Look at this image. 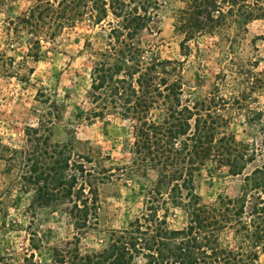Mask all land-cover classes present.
Listing matches in <instances>:
<instances>
[{"label": "trees", "instance_id": "obj_1", "mask_svg": "<svg viewBox=\"0 0 264 264\" xmlns=\"http://www.w3.org/2000/svg\"><path fill=\"white\" fill-rule=\"evenodd\" d=\"M17 1L0 0V6ZM24 1L26 10L8 21L6 45H23V61L36 62L41 42L54 43L81 23L100 28L105 45L95 53L91 69V115L110 113L132 128L129 163L122 168H96L70 144L52 142L57 116L51 109L46 121L26 128L25 148L1 146L9 153L4 160L32 189L29 208H62L73 223L72 239L53 249L52 264H258L264 244V165L248 170L258 150L237 140L230 125L232 114L249 109L244 101L250 93L264 96V79L235 66L225 70L240 79L229 98L214 86L208 96L183 99L184 62L162 59L143 40L154 32L160 0ZM255 21H264V0H188L173 27L187 57L188 43L202 35L224 38L231 49ZM13 59L0 54V71L12 74ZM224 79L225 73L217 74L221 84ZM155 111L159 114L152 117ZM251 111L260 119V110ZM208 164L243 176L236 196L202 202L195 177ZM123 170L153 177L143 208L126 227L112 231L103 248L82 252L81 239L97 225L98 188L113 171ZM170 208L184 213V227L168 226ZM33 258L25 257L24 264H36ZM0 264L9 263L0 257Z\"/></svg>", "mask_w": 264, "mask_h": 264}, {"label": "rangeland", "instance_id": "obj_2", "mask_svg": "<svg viewBox=\"0 0 264 264\" xmlns=\"http://www.w3.org/2000/svg\"><path fill=\"white\" fill-rule=\"evenodd\" d=\"M187 1L160 0L154 32L143 35L145 44L158 50L162 59L184 62L183 99L208 96L214 86L229 98L233 94L231 86L240 79L225 70L235 66L264 79V21L250 23L231 49H227L224 38L222 41L217 36L202 35L188 43L189 56L182 55V37L175 33L173 25L177 12ZM28 6L24 0L0 6V54L14 58L15 67L12 74L0 71V257L9 264H24V258L33 254L36 264H52L53 249L72 239L73 223L62 208H29L32 189L20 182L19 171L12 162L4 160L9 153L1 146L25 148L26 128L46 121L51 109L57 116L51 126L52 142L70 144L77 154L90 158L96 168H122L129 163L132 128L128 121L110 113L101 118L91 115V69L95 53L105 45L106 33L100 28L81 23L64 30L54 43L41 42L36 62L31 58L23 61V45H6L8 21ZM220 72L225 73L222 84L216 80ZM248 96L244 104L249 109L232 114L230 131L237 140L258 150L250 170L264 165V96L253 92ZM251 110H260V119L253 117ZM158 114L155 111L152 117ZM113 174L109 182L98 188L97 225L81 239L82 252L103 248L111 232L126 227L143 208V194L153 177L146 180L126 170ZM242 179L243 176L228 175L225 168L208 164L195 177L196 192L203 203L213 202L218 196L234 197ZM185 222L180 209L170 208L167 223L171 229H180ZM258 255V264H264V244Z\"/></svg>", "mask_w": 264, "mask_h": 264}]
</instances>
